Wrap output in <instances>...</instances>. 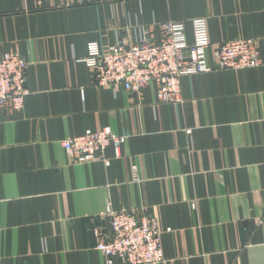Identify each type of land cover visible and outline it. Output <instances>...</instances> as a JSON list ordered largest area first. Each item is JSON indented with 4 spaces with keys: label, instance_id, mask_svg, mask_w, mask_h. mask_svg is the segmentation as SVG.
Here are the masks:
<instances>
[{
    "label": "crops",
    "instance_id": "1",
    "mask_svg": "<svg viewBox=\"0 0 264 264\" xmlns=\"http://www.w3.org/2000/svg\"><path fill=\"white\" fill-rule=\"evenodd\" d=\"M204 18L210 47L258 41L257 69L180 78V103L97 86L85 59L143 30ZM28 63L20 112L0 118V264H104L106 208L156 217L160 264H264V0H0V53ZM109 128L105 161L62 141ZM107 162V164L105 163ZM120 264L118 260H114Z\"/></svg>",
    "mask_w": 264,
    "mask_h": 264
},
{
    "label": "built area",
    "instance_id": "2",
    "mask_svg": "<svg viewBox=\"0 0 264 264\" xmlns=\"http://www.w3.org/2000/svg\"><path fill=\"white\" fill-rule=\"evenodd\" d=\"M193 43L185 36L184 22H166L158 25L159 41L150 29L143 30L140 39L131 46L118 41L107 50L91 44L85 59L97 86H122L138 100L148 86L155 89L160 104L180 103V78L213 71L257 69L261 65L258 41L252 38L230 40L213 49L212 67L208 65L210 47L207 21H190ZM28 63L14 52L0 53V118L5 109L20 112L28 95L25 88ZM125 137L112 134L109 128L86 131L83 136L62 141L61 147L68 158L76 163L105 161L108 146L118 151ZM107 164V162H105ZM107 231L95 229L96 249L104 264H160L163 260L162 231L156 217L106 208Z\"/></svg>",
    "mask_w": 264,
    "mask_h": 264
}]
</instances>
